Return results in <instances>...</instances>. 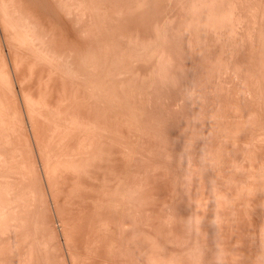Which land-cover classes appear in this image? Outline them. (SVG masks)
<instances>
[{
  "label": "rangeland",
  "instance_id": "rangeland-1",
  "mask_svg": "<svg viewBox=\"0 0 264 264\" xmlns=\"http://www.w3.org/2000/svg\"><path fill=\"white\" fill-rule=\"evenodd\" d=\"M198 1L0 0V264H264V0Z\"/></svg>",
  "mask_w": 264,
  "mask_h": 264
},
{
  "label": "bare ground",
  "instance_id": "bare-ground-1",
  "mask_svg": "<svg viewBox=\"0 0 264 264\" xmlns=\"http://www.w3.org/2000/svg\"><path fill=\"white\" fill-rule=\"evenodd\" d=\"M21 1H22V0H21ZM185 1H186V0H185ZM199 1H200V0H199ZM199 1H198V2H199ZM214 1H215V0H214ZM218 1L220 2V0H218ZM228 1H229V0H228ZM207 2H208V0H207ZM236 2H237V1H236ZM18 3H19V2H18ZM188 3H189V2H188ZM231 3H232V2H231ZM190 4H191V3H190ZM199 4H200V3H199ZM201 4H202V3H201ZM220 4H221V3H220ZM225 4H226V3H225ZM228 4H229V3H228ZM234 4H235V3H234ZM184 5H186V4H184ZM184 5H182V6H184ZM218 5H219V4H218ZM209 6H210V5H209ZM233 6H234V5H233ZM25 7H26V6H25ZM185 7H186V6H185ZM202 7H203V6H202ZM207 7H208V6H207ZM225 7H226V6H225ZM22 8H23V5H22ZM123 8H124V7H123ZM186 8H187V7H186ZM205 8H206V7H205ZM229 8H230V7H229ZM234 8H235V7H234ZM17 9H18V8H17ZM127 9H128V8H127ZM15 10H16V7H15ZM120 10H121V8H120ZM157 10H158V9H157ZM157 10H156V11H157ZM181 10H182V9H181ZM194 10H195V9H194ZM209 10H210V9H209ZM28 11H29V10H28ZM226 11H227V10H226ZM236 11H237V10H236ZM31 12H32V11H31ZM192 12H193V11H192ZM192 12H191V14H192ZM196 12H197V11H196ZM201 12H203V11L201 10ZM218 12H219V11H218ZM17 13H18V12H17ZM29 13H30V11H29ZM180 13H181V12H180ZM198 13H199V11H198ZM213 13H214V12H213ZM216 13H217V11H216ZM225 13H226V12H225ZM225 13H224V15H225ZM241 13H242V12H241ZM15 14H16V13H15ZM18 14H19V13H18ZM26 14H27V13H26ZM191 14H190V15H191ZM200 14H202V13H200ZM204 14H205V13H204ZM209 14H210V13H209ZM196 15L198 16V14H196ZM215 15H216V14H215ZM217 15H218V14H217ZM224 15H223V14L221 15V13H220V17H223ZM19 16H20V15H19ZM165 16H166V15H165ZM192 16H193V15H192ZM227 16H230V14L227 15ZM190 17H191V16H190ZM220 17H219V18H220ZM225 17H226V15H225ZM231 17H233V16L231 15ZM20 18H23V17L21 16ZM159 18H160V17H159ZM160 19H161V18H160ZM165 19H166V18H165ZM189 19H190V18H189ZM217 19H218V17H217ZM221 19H222V18H221ZM221 19H220V20H221ZM225 19H226V18H225ZM234 19H235V18H234ZM23 20H24V19H23ZM34 20L36 21V17H35ZM194 20H195V18H194ZM215 20H216V18H215ZM218 20H219V19H218ZM223 20H224V18H223ZM3 21H4V20H3ZM196 21H197V20H196ZM226 21H228V20H226ZM23 22H24V21H23ZM30 22H31V21H30ZM187 22H188V21H187ZM213 22H214V20H213ZM213 22H212V23H213ZM218 22H219V21H218ZM218 22H217V23L215 22V24H219V23H221V22H219V23H218ZM228 22H229V21H228ZM235 22H236V21H235ZM248 22H249V21H248ZM20 23H21V22H20ZM77 23H78V22H77ZM81 23H82V22H81ZM154 23H155V22H154ZM169 23H170V22H169ZM223 23H224V22H222V24H223ZM225 23H226V22H225ZM31 24H32V23H31ZM31 24H30L29 26H31ZM186 24H187V23H186ZM229 24H230V23H229ZM24 25H25V24H24ZM26 25H27V24H26ZM41 25H43V24H41ZM80 25H81V24H80ZM190 25H191V24H190ZM195 25H196V24H195ZM227 25H228V23H227ZM186 26H187V25H186ZM188 26H189V25H188ZM196 26H197V25H196ZM215 26H218V25H215ZM220 26H221V25H220ZM33 27H34V26H33ZM127 27H128V26H127ZM178 27H179V26H178ZM191 27H192V26H191ZM194 27H195V26H194ZM202 27H203V26H202ZM222 27H223V25H222ZM224 27H227V26H224ZM24 28H25V27H24ZM40 28H41V27H40ZM44 28H45V26H44ZM119 28H120V27H119ZM162 28H163V27H162ZM185 28H188V27H185ZM197 28H198V27H197ZM3 29H4V28H3ZM6 29H7V28H6ZM54 29H55V28L53 27V30H54ZM226 29H227V28H226ZM226 29H225V30H226ZM31 30H32V29H31ZM40 30H42V28H41ZM79 30H80V29H79ZM157 30H158V29H157ZM157 30H156V31H157ZM177 30H178V29H177ZM177 30H176V31H177ZM182 30H183V29H182ZM185 30L187 31V29H185ZM194 30H195V29H194ZM206 30H207V29H206ZM229 30H230V29H229ZM4 31H5V30H4ZM10 31H11V30H10ZM33 31H34V30H33ZM47 31H48V28H47ZM188 31H189V30H188ZM197 31H198V30H197ZM219 31H220V30H219ZM7 32H8V31H7ZM34 32H35V31H34ZM38 32H39V31H38ZM53 32H54V31H53ZM83 32H84V31H83ZM165 32H166V31H165ZM180 32H181V31H180ZM189 32H190V31H189ZM203 32H205V31H203ZM206 32H208V31H206ZM213 32H214V31H213ZM12 33H13V32H12ZM36 33H37V32H36ZM43 33H44V32H43ZM175 33H176V32H175ZM177 33H178V31H177ZM177 33H176V34H177ZM190 33H191V32H190ZM192 33H193V32H192ZM225 33H226V32H225ZM30 34H31V33H30ZM33 34H34V33H32V35H33ZM125 34H127V33H125ZM157 34H158V33H157ZM172 34H174V33L172 32ZM180 34H181V33H180ZM182 34H184L183 31H182ZM188 34H189V33H188ZM226 34H227V33H226ZM229 34H230V33H229ZM236 34H237V33H236ZM42 35H43V34H42ZM53 35H54V34H53ZM155 35H156V34H155ZM178 35H179V33H178ZM189 35H190V34H189ZM191 35H192V34H191ZM227 35H228V34H227ZM227 35H226V37H227ZM230 35H231V34H230ZM232 35H233V34H232ZM240 35H241V34H240ZM162 36H163V35H162ZM171 36H173V35H171ZM176 36H177V35H176ZM192 36H193V35H192ZM28 37H29V36H28ZM39 37H41V36H39ZM43 37H44V36H43ZM57 37H58V36H57ZM151 37H152V36H151ZM180 37H181V36H180ZM236 37H237V36H236ZM34 38H36V36H35ZM37 38H38V37H37ZM53 38H55V37H53ZM137 38H138V37H137ZM147 38H148V37H147ZM201 38H202V37H201ZM25 39H26V38H25ZM56 39H57V38H56ZM143 39H144V38H143ZM163 39H164V38H163ZM174 39H175V38H174ZM187 39H188V38H187ZM191 39H192V38H191ZM206 39H207V38H206ZM51 40H52V39H51ZM62 40H63V39H62ZM121 40H122V39H121ZM138 40H139V39H138ZM189 40H190V39H189ZM38 41H39V40H38ZM52 41H53V40H52ZM56 41L58 42V40H56ZM56 41H55V42H56ZM182 41H183V40H182ZM190 41H192V40H190ZM10 42H11V41H10ZM53 42H54V41H53ZM62 42L64 43V41H62ZM62 42H61V43H62ZM71 42H73V41H71ZM144 42H146V41H144ZM193 42H194V41H193ZM235 42H236V41H234V43H235ZM28 43H29V42H28ZM34 43H35V42H34ZM40 43H41V42H40ZM66 43H68V42H66ZM132 43H133V42H132ZM180 43H181V42H180ZM189 43H190V42H189ZM13 44H14V43H13ZM52 44H53V43H52ZM181 44H182V43H181ZM8 45H9V43H8ZM66 45H67V44H66ZM191 45H192V44H191ZM191 45H190V47H191ZM40 46H41V45H40ZM193 46H194V45H193ZM235 46H236V44H235ZM14 47H15V46H14ZM52 47H53V46H52ZM72 47H73V46H72ZM48 48H49V47H48ZM66 48H67V47H66ZM76 48H77V47H76ZM201 48H202V47H201ZM15 49H16V48H15ZM18 49H19V48H18ZM71 49H72V48H71ZM130 49H131V48H130ZM55 50H56V49H54L53 52H54ZM142 50H143V49H142ZM183 50H184V49H183ZM189 50H190V49H189ZM48 51H49V49H47V52H48ZM74 51H75V50H74ZM162 51H163V50H162ZM177 51H179V50H177ZM194 51H195V49H194ZM16 52H17V51H16ZM45 52H46V50H45ZM55 54H56V53H55ZM52 55H53V54H52ZM60 55H61V54H60ZM69 55H70V54H69ZM188 55H189V54H188ZM77 56H78V55H77ZM184 56H185V55H184ZM227 56H228V55H227ZM16 57H17V56H16ZM47 57H48V56H47ZM57 57H58V56H57ZM68 57H69V56H68ZM136 57H137V56H136ZM59 58H60V57H59ZM61 58H62V56H61ZM140 58H141V57H140ZM169 58H170V57H169ZM56 59H57V58H56ZM56 59H55V60H56ZM67 59H69V58H67ZM221 60H222V59H221ZM1 61H2V60H1ZM28 61H29V60H28ZM66 61H67V60H66ZM66 61H64V63H65ZM195 61H196V60H195ZM54 62L56 63V61H54ZM69 62H70V61H69ZM164 62H165V61H164ZM219 62H220V61H219ZM1 63H2V62H1ZM14 63H15V62H14ZM19 63H20V62H19ZM45 63H46V62H45ZM104 63H105V62H104ZM34 64H35V63H34ZM56 64H57V63H56ZM70 64H71V63H70ZM70 64H69V65H70ZM176 64H177V63H176ZM185 64H186V63H185ZM0 65H1V64H0ZM15 65H17V64H15ZM95 65H96V64H95ZM99 65H100V64H99ZM13 66H14V65H13ZM25 66H26V65H25ZM107 66H108V65H107ZM3 67H4V66H3ZM3 67H2V68H3ZM221 67H222V66H221ZM23 68H24V67H23ZM62 68H63V67H62ZM66 68H67V67H66ZM189 68H190V67H189ZM217 68H218V67H217ZM224 68H225V67H224ZM14 69H15V68H14ZM55 69H56V68H55ZM88 69H89V67H88ZM40 70H41V69H40ZM73 70H74V69H73ZM91 70H92V69H91ZM0 71H1V70H0ZM57 71H58V70H57ZM64 71H65V70H64ZM66 71H67V69H66ZM66 71H65V74H66ZM68 71H69V70H68ZM68 71H67V72H68ZM78 71H79V70H78ZM224 71H225V70H224ZM49 72H50V71H49ZM70 72H71V71H70ZM73 72H74V71H73ZM75 72H76V71H75ZM169 72H170V71H169ZM47 73H48V72H47ZM79 73H80V72H79ZM56 74H58V73H56ZM68 74H69V73H68ZM68 74H67V75H68ZM77 74H78V73H77ZM77 74H76V75H77ZM80 74H81V73H80ZM8 75H9V74H8ZM61 75H62V74H61ZM74 76H75V75H74ZM67 77H68V76H67ZM79 77H80V76H79ZM137 77H138V76H137ZM9 78H10V77H9ZM76 78H77V77H76ZM82 78H83V77H82ZM102 78H103V77H102ZM77 79H78V78H77ZM69 80H70V79H69ZM75 81H76V80H75ZM61 82H62V80H61ZM70 82H71V81H70ZM80 82H81V81H80ZM86 82H88V81L86 80ZM59 83H60V82H59ZM128 83H129V82H128ZM20 84H21V83H20ZM38 84H39V83H38ZM45 84H46V83H45ZM78 84H79V83H78ZM80 84H81V83H80ZM83 84H84V82H83ZM183 84H184V83H183ZM4 85H5V84H4ZM39 85H40V84H39ZM56 85H58V84H56ZM61 85H62V83H61ZM63 85H64V84H63ZM70 85H71V84H70ZM35 86H36V85H35ZM40 86H41V85H40ZM84 86H85V85H84ZM100 86H101V85H100ZM120 86H121V85H120ZM7 87H8V86H7ZM66 87H67V86H66ZM66 87H65V88H66ZM88 87H89V86H88ZM105 87H106V86H105ZM122 87H123V86H122ZM72 88H73V87H72ZM221 88H222V87H221ZM6 89H7V88H6ZM23 89H24V88H23ZM79 89H80V88H79ZM110 89H111V88H110ZM118 89H119V88H118ZM43 90H44V88H43ZM107 90H108V89H107ZM112 90H113V89H112ZM40 91H41V90H40ZM70 91H72V90H70ZM86 91H87V90H86ZM182 91H183V90H182ZM0 92H1V91H0ZM28 92H29V91H28ZM31 92H32V91H31ZM31 92H30V93H31ZM49 92H50V90H49ZM2 93H3V92H2ZM11 93H12V92H11ZM22 93H23V92H22ZM72 93H73V92H72ZM89 93H90V92H89ZM12 94H13V93H12ZM12 94H11V95H12ZM31 94H33V93H31ZM33 95H34V94H33ZM73 95H75V94H73ZM31 96H32V95H31ZM37 96H38V95H37ZM5 97H6V96H5ZM25 97H26V96H25ZM97 97H98V96H97ZM57 98H58V97H57ZM62 98H63V97H62ZM73 98H74V97H73ZM73 98H72V99H73ZM99 98H100V97H99ZM33 99H34V98H33ZM54 99H55V98H54ZM63 99H64V98H63ZM97 99H98V98H97ZM9 100H10V99H9ZM14 100H15V99H14ZM24 100H25V98H24ZM67 100H68V99H67ZM69 100H70V99H69ZM88 100H89V98H88ZM98 100H99V99H98ZM76 101H78V100H76ZM76 101H74V102H76ZM85 101H86V100H85ZM89 101H90V100H89ZM105 101H106V100H105ZM7 102H8V100H7ZM29 102H30V101H29ZM68 102H69V101H68ZM74 102H73V103H74ZM35 103H36V102H35ZM63 103H64V102H63ZM77 103H78V102H77ZM91 103H92V102H91ZM64 104H67V102L64 103ZM68 104H69V103H68ZM68 104H67V105H68ZM74 104H75V103H74ZM1 105H2V104H1ZM3 105H4V103H3ZM67 105H66V106H67ZM69 105H70V104H69ZM79 105H80V104H79ZM48 106H49V105H48ZM58 106H59V105H58ZM63 106H64V105H63ZM50 107H51V106H50ZM54 107H55V106H54ZM61 107H62V106H61ZM70 107H71V106H70ZM70 107H69V108H70ZM90 107H91V106H90ZM51 108H52V107H51ZM63 108H64V107H63ZM74 108H75V107H74ZM39 109H40V108H39ZM56 109H57V108H56ZM59 109H60V108H59ZM66 109H67V108H66ZM72 109H73V108H72ZM79 109H80V108H79ZM86 109H87V108H86ZM86 109H85V110H86ZM11 110H12V109H11ZM32 110H33V109H32ZM67 110H68V109H67ZM70 110H71V109H70ZM74 110H75V109H74ZM77 110H78V109H77ZM81 110H82V109H81ZM90 110H92V109H90ZM90 110H88V112H87V111H86V112L89 113ZM13 111H14V110H13ZM75 111H76V110H75ZM79 111H80V110H79ZM82 111H83V110H82ZM82 111H81V112H82ZM98 111H99V110H98ZM5 112H6V109H5ZM8 112H9V111H8ZM11 112H12V111H11ZM28 112H29V111H28ZM36 112H37V111H36ZM64 112H65V110H64ZM64 112H63V113H64ZM77 112H78V111H77ZM84 112H85V111H84ZM84 112H83V113H84ZM86 112H85V114H86V116H87V113H86ZM34 113H35V112H34ZM60 113H61V109H60ZM72 113H73V112H72ZM75 113H76V112H75ZM7 114H8V113H7ZM17 114H18V113H17ZM85 114H84V115H85ZM90 114H92L91 111H90ZM90 114H89V115H90ZM9 115H10V114H9ZM52 115H53V114H52ZM55 115H56V114H55ZM57 115H58V114H57ZM64 115H65V113H64ZM67 115H68V114H67ZM67 115H66V117H67ZM69 115H70V112H69ZM69 115H68V116H69ZM75 115H76V114H75ZM77 115H78V114H77ZM80 115H81V114H80ZM101 115H102V114H101ZM2 116H3V115H2ZM30 117H31V116H30ZM52 117H53V116H52ZM79 117H80V116H78V118H79ZM82 117H83V115H82ZM101 117H102V116H101ZM103 117H104V116H103ZM1 118H2V117H1ZM5 118H6V117H5ZM36 118H37V117H36ZM70 118H71V117H70ZM107 118H108V117H107ZM6 120H7V119H6ZM64 120H65V119H64ZM69 120H70V119H69ZM90 120H91V119H90ZM52 121H53V120H52ZM59 121H60V120H59ZM2 122H3V121H2ZM7 122H8V121H7ZM61 122H62V121H61ZM5 123H6V121H5ZM63 123H64V122H63ZM72 123H74V122H72ZM77 123H78V122H77ZM82 123H83V122H82ZM93 123H94V122H93ZM102 123H103V122H102ZM57 124H59V123H57ZM69 124H70V123H69ZM74 124H75V123H74ZM80 124H81V123H80ZM100 124H101V123H100ZM0 125H1V124H0ZM8 125L10 126V124H8ZM8 125H7V126H8ZM53 125H54V124H53ZM64 125H65V124H64ZM76 125H78V124H75V126H74L75 128L77 127ZM87 125H88V124H87ZM5 126H6V125H5ZM55 126H56V125H55ZM66 126H67V125H66ZM82 126H83V125H82ZM84 126H85V125H84ZM93 126H94V125H93ZM102 126H103V125H102ZM61 127H63V126H61ZM88 127H89V126H88ZM95 127L97 128V126H95ZM0 128H1V127H0ZM57 128H58V127H57ZM75 128H74V129H75ZM12 129H13V128H12ZM68 129H69V128H68ZM77 129H78V128H77ZM94 129H95V128H94ZM105 129H106V128H105ZM7 130H8V129H7ZM55 130H56V128H55ZM58 130H59V129H58ZM70 130H71V128H70ZM70 130H69V131H70ZM78 130H81V128H79ZM78 130H77V131H78ZM87 130H89V129H87ZM17 131H19V130H17ZM62 131H63V130H62ZM71 131H73V129H72ZM82 131H83V130H82ZM97 131H98V130H97ZM101 131L103 132V130H101ZM14 132H15V131H14ZM87 132H88V131H87ZM108 132H109V131H108ZM74 133H75V132H74ZM79 133H80V131H79ZM84 133H86V131H85ZM84 133H83V136H84ZM97 133H98V132H97ZM20 134H21V133H20ZM47 134H48V133H47ZM51 134H53V133L51 132ZM51 134H50V135H51ZM77 134H78V133H77ZM11 135H12V134H11ZM66 135H67V134H66ZM72 135H73V134H72ZM78 135H79V134H78ZM81 135H82V134H81ZM87 135H88V133H87ZM90 135H91V134H90ZM1 136H2V135H1ZM1 136H0V137H1ZM16 136H17V135H16ZM47 136H48V135H47ZM88 136H89V135H88ZM93 136H94V134H93ZM95 136H96V135H95ZM97 136H99V135H97ZM102 136H103V135H102ZM68 137H70V136H68ZM73 137H74V136H72V139H73ZM80 137H81V136H80ZM86 137H87V136H86ZM90 137H91V136H90ZM90 137H89V138H90ZM104 137H105V136H104ZM114 137H115V136H114ZM48 138H49V137H48ZM63 138H64V137H62V140H63ZM74 138H75V137H74ZM76 138H78V137H76ZM59 139H60V138H59ZM69 139H70V138H68L67 140H69ZM101 139H102V138H101ZM104 139H105V138H104ZM56 140H58V139H56ZM62 140H61V142H63ZM76 140H77V139H76ZM81 140H83V138H82ZM88 140H89V139H88ZM98 140H99V138H98ZM79 141H80V139H79ZM92 141H93V139H92ZM117 141H118V140H117ZM64 142H65V141H64ZM67 142H68V141H67ZM71 142H72V141H71ZM110 142H111V141H110ZM220 142H221V141H220ZM52 143H53V142H52ZM58 143H59V140H58ZM77 143H79V142H77ZM82 143H83V142H82ZM82 143H81V144H82ZM85 143H86V142H85ZM88 143H89V141H88ZM216 143H217V142H216ZM0 144H2V142H1ZM21 144H22V143H21ZM69 144H70V143H69ZM73 144H74V143H73ZM73 144H72V145H73ZM93 144H94V143H93ZM108 144H109V143H108ZM7 145H8V144H7ZM16 145H18V144H16ZM42 145H43V144H42ZM57 145H58V144H57ZM70 145H71V144H70ZM72 145H71V146H72ZM89 145H90V144H89ZM96 145H97V144H96ZM1 146H2V145H0V147H1ZM82 146H83V145H82ZM2 147H3V146H2ZM85 147H86V146H85ZM56 148H57V147H56ZM2 149H3V148H2ZM2 149H1V150H2ZM42 149H43V148H42ZM84 149H85V148H84ZM95 149H96V147H95ZM4 150H5V148H4ZM59 150H60V149H59ZM5 151H6V150H5ZM5 151H1V152H5ZM43 151H44V150H43ZM60 151H61V150H60ZM1 152H0V153H1ZM82 152L85 153L84 151H82ZM86 152H87V151H86ZM5 153H6V152H5ZM9 153H10V151L8 152V154H9ZM91 153H92V152H91ZM8 154H7V155H8ZM50 154H51V153H50ZM55 154H56V153H55ZM70 154H71V153H70ZM85 154H86V153H85ZM56 155H57V154H56ZM67 155H68V154H67ZM1 156H2V155H1ZM3 156H4V155H3ZM48 156H49V155H48ZM54 156H55V155H54ZM54 156H53V157H54ZM61 156H63V155H61ZM64 156H65V155H64ZM8 157H9V156H8ZM8 157H7V158H8ZM55 157H56V156H55ZM2 158H3V157H2ZM2 158H0V159H2ZM9 158H10V157H9ZM57 159H58V158H57ZM70 159H71V158H70ZM7 160H9V159H7ZM12 160H13V159H12ZM12 160H11V161H12ZM25 160H26V159H25ZM9 161H10V160H9ZM11 161H10V163H11ZM20 161H21V160H20ZM4 162H5V161H4ZM6 163H7V162H6ZM56 165H57V164H56ZM67 165H68V164H67ZM8 166H9V165L7 164V167H8ZM10 166H11V165H10ZM10 166H9V167H10ZM22 166H23V165H22ZM12 167H13V166H12ZM12 167H11V168H12ZM57 167H58V166H57ZM0 168H1V167H0ZM11 168H10V170H11ZM22 169H23V168H22ZM54 169H55V168H54ZM120 169H121V168H120ZM12 170H13V169H12ZM15 170H16V169H15ZM56 170H57V169H56ZM59 170H60V168H59ZM3 171H4V170H3ZM5 171H6V170H5ZM5 171H4V173H7V174L9 173V172H5ZM7 171H8V170H7ZM47 171H48V170H47ZM1 172H2V169H1ZM12 172H13V171H12ZM14 172H15V171H14ZM14 172H13V174H15ZM16 172H17V171H16ZM4 173H2V176L6 175V174H4ZM0 174H1V173H0ZM3 174H4V175H3ZM130 174H131V173H130ZM9 175H10V173H9ZM18 175H19V174H18ZM18 175H15L14 178H16V176H18ZM0 176H1V175H0ZM11 176H13V175H11ZM26 176H27V175H26ZM29 176H30V175H29ZM19 177L21 178L20 175H19ZM23 177H24V176H23ZM63 177H64V176H63ZM3 178H4V177H3ZM6 178H7V177H6ZM12 178H13V177H12ZM12 178H11V179H12ZM17 178H18V177H17ZM25 178L27 179L28 177H25ZM1 179H2V178H1ZM8 179H9V178H8ZM29 179H30V178H29ZM4 180H5V179H4ZM131 180H132V179H131ZM5 181H6V180H5ZM5 181H3V182L5 183ZM27 181H28V180H27ZM30 181H31V180H30ZM0 182H1V181H0ZM6 182H7V181H6ZM8 182H9V181H8ZM8 182H7V183H8ZM28 183H29V182H28ZM13 184H14V183H13ZM5 185H6V184H5ZM7 185H8V184H7ZM17 185H18V184H17ZM27 185H28V184H27ZM0 186H1V185H0ZM2 186H3V184H2ZM10 186H11V184H10ZM10 186H9V187H10ZM13 186H14V185H13ZM13 186H12V187H13ZM21 186H22V185H21ZM29 186H30V185H29ZM29 186H28V187H29ZM3 187H5V186H3ZM6 187H7V186H6ZM14 187H15V186H14ZM14 187H13V188H14ZM85 187H86V186H85ZM128 187H129V186H128ZM10 188H11V187H10ZM11 189H12V188H11ZM14 189H15V188H14ZM33 189H34V188H33ZM19 190H20V189H19ZM22 190H23V189H22ZM132 190H134V189H132ZM26 191H27V188H25V192H26ZM31 191H32V190H31ZM18 192H19V191H18ZM20 192H21V191H20ZM76 192H77V191H76ZM107 192H108V191H107ZM132 192H134V191H132ZM30 193L32 194V192H30ZM30 193H29V191H28V194H30ZM33 193H35V192H33ZM134 193H135V192H134ZM31 194H30L29 196H31ZM88 194H89V193H88ZM26 195H27V193H26ZM32 195H33V194H32ZM34 195H35V194H34ZM37 195H38V194H37ZM94 197H97V196H94ZM2 198H3V195L0 194V199H2ZM30 198L32 199V197H30ZM23 199H24V197H23ZM135 200H136V199H135ZM1 201H2V200H1ZM1 201H0V202H1ZM58 201H59V200H58ZM73 201H74V200H73ZM127 201H129V200H127ZM133 201H134V200H133ZM6 202H7V200H6V201L4 200V203H5V204H6ZM9 202H10V201H9ZM30 202H31V201H30ZM4 203L1 202L0 205H2V204L4 205ZM11 203H13V202H11ZM23 203H24V202H23ZM137 204H138V202H137ZM3 205L1 206V208L3 207ZM9 205H10V204H9ZM15 205H16V204H15ZM95 205H97V204H95ZM95 205H94V206H95ZM134 205H135V204H134ZM21 206L23 207V205H21ZM40 206H41V205H40ZM94 206H93V207H94ZM138 206H139V205H138ZM138 206H137V207H138ZM25 207H26V206H25ZM1 208H0V210H1ZM135 208H136V207H135ZM13 209H14V208H13ZM16 209H18V207H17ZM10 210H11V209H10ZM22 210H23V209H22ZM37 210H38V209H37ZM83 210H84V209H83ZM89 210H90V209H89ZM133 210H134V208H133ZM1 211H2V210H1ZM8 211H9V210H8ZM11 211H12V210H11ZM95 211H96V210H95ZM95 211H94V212H95ZM90 212H91V211H90ZM94 212H93V213H94ZM135 212H136V211H135ZM13 213H14V212H13ZM28 213H29V212H28ZM84 213H85V212H84ZM0 214H1V212H0ZM14 214H15V213H14ZM14 214H13V215H14ZM18 214H19V212H18ZM89 214H90V213H88V215H89ZM3 215H4V214H3ZM3 215H2V216L0 215L1 218L3 217ZM10 215H11V213H10ZM95 215H96V212H95ZM98 215H99V214H98ZM77 216H78V215H77ZM85 216H86V215H85ZM96 216H97V215H96ZM96 216H95V217H96ZM136 216H137V215H136ZM180 216H181V215H180ZM4 217H5V216H4ZM4 217H3V218H4ZM20 217H21V216H20ZM20 217H19V218H20ZM35 217H36V216H35ZM83 217H84V216H83ZM88 217H89V216H88ZM5 218H6V217H5ZM5 218L3 219V220H4L3 223L6 222V221H5L6 219H7V220L9 219V218H6V219H5ZM89 218H90V217H89ZM89 218H88V219H89ZM92 218H93V217H92ZM138 218H139V217H138ZM10 219H11V218H10ZM17 219H18V218H17ZM85 219H86V218H85ZM18 220H19V219H18ZM22 220H23V219H22ZM90 220L92 221V219H90ZM105 220H106V218H105ZM139 220H140V219H139ZM139 220H138V221H139ZM178 220H179V219H178ZM14 221H15V220H14ZM87 221H88L87 223H89V220H87ZM99 221H100V220H99ZM106 221H107V220H106ZM1 222H2V219L0 220V223H1ZM35 222L37 223V221H35ZM76 222H77V221H76ZM83 222H84V221H83ZM92 222H93V221H92ZM101 222H102V221H101ZM109 222H110V221H109ZM8 223L10 224V220H9L8 222H6L5 224H8ZM67 223H68V222H67ZM104 223H105V222H104ZM9 224H8V225H9ZM81 224H82V223H81ZM91 224H92V223H91ZM96 224H97V223H95V225H96ZM8 225H4V224L2 225V223L0 224L1 227L3 226V227H7V228H8ZM77 225H78V224H77ZM93 225H94V224H93ZM177 225H178V224H177ZM118 226H119V225H118ZM13 227H15V226H13ZM85 227H86V226H85ZM88 227H89V226H88ZM91 227H92V226H91ZM69 228H70V227H69ZM102 228H103V227H102ZM0 229H3V228H0ZM8 229H9V228H8ZM9 230H10V229H9ZM88 230H89V229H88ZM90 230H91V229H90ZM93 230H94V229H93ZM95 230H96V229H95ZM95 230H94V231H95ZM14 232H15V231H14ZM30 232H31V231H30ZM30 232H29V233H30ZM90 232H91V231H90ZM33 233H34V232H33ZM68 234H69V233H68ZM86 234H88V233H86ZM104 234H105V233H104ZM104 234H103V236H104ZM17 235H18V234H17ZM69 235H71V234H69ZM69 235H68V236H69ZM20 236H21V235H20ZM87 236H89V235H87ZM72 237H73V236H72ZM85 237H86V236H85ZM1 238H2V237H1ZM11 238H12V237H11ZM17 238H18V237H17ZM22 238H23V237H22ZM22 238H21V239H22ZM86 238H87V237H86ZM91 238H92V237H91ZM100 238H101V237H100ZM4 239H5V238H4ZM13 239H15V237H14ZM18 239H19V238H18ZM83 239H84V238H83ZM89 239H90V238H89ZM6 240H7V238H6ZM10 240H11V239H10ZM10 240H9V242H10ZM15 240H16V239H15ZM15 240H14V241L12 240L13 243L15 242ZM101 240H102V239H101ZM146 240H147V239H146ZM151 240H152V239H151ZM1 241H3V239H2ZM4 241H5V240H4ZM17 241H18V240H17ZM19 241H20V240H19ZM80 241H81V240H80ZM126 241H127V240H126ZM5 242H6V241H5ZM1 243H2V242H1ZM1 243H0V245H1ZM3 243H4V242H3ZM16 243H17V245H18V242H16ZM8 244L10 245L11 242L8 243ZM8 244H7V245H8ZM19 244H20V243H19ZM158 244H159V243H158ZM11 245H12V244H11ZM100 245H101V244H100ZM13 246H14V245H13ZM13 246H12V247H13ZM25 246H26V245H25ZM25 246H24V247H25ZM39 246H40V245H39ZM39 246H38V247H39ZM145 246H146V245H145ZM145 246H144V247H145ZM7 247H8V246H7ZM7 247H6V248H7ZM28 247H29V245L27 246V249H28ZM103 247H104V246H103ZM146 247H147V246H146ZM162 247H163V246H162ZM22 248H23V247H21L19 250H21ZM110 248H111V247H110ZM150 248H151V247H148L147 250H151ZM152 248H153V247H152ZM1 249H2V248H1ZM14 249H15V248H14ZM14 249H12V250H14ZM29 249H30V248H29ZM73 249H74V248H73ZM172 249H173V248H172ZM24 250H26V249H24ZM24 250H23V251H24ZM144 250H145V249H144ZM147 250H146V251H147ZM170 250H171V249H169V251H170ZM39 251H40V250H39ZM155 251H156V250H155ZM20 252H21V251H20ZM147 252H148V251H147ZM147 252H145V253H147ZM162 252H163V251H162ZM172 252H175V251L173 250ZM5 253H6V252H5ZM5 253L3 254L4 256H5ZM23 253H24V252H23ZM25 253L27 254L28 251L25 252ZM31 253H33V252H31ZM135 253H136V252H135ZM145 253H144V254H145ZM155 253H156V252H155ZM164 253H165V252H164ZM169 253H170V252H169ZM15 254H16V253H15ZM19 254H20V253H19ZM21 254H22V253H21ZM11 255H12V254H11ZM164 255H165V254H164ZM168 255H169V254H168ZM168 255H167V256H168ZM178 255H179V254H178ZM0 256H1V255H0ZM4 256H2V258H3ZM6 256H7V253H6ZM19 256H20V255H19ZM25 256H26V255H25ZM25 256H24V258H25ZM27 256H28V254H27ZM31 256H32V255H31ZM116 256H117V255H116ZM151 256H152V255H151ZM167 256H165V257H167ZM173 256H174V255H173ZM180 256H181V255H180ZM110 257H111V256H110ZM142 257H143V256H142ZM145 257H146V256H145ZM154 257H156V256H154ZM154 257H152V258H153V259H152L153 261H151V264H152V262H154V260H155ZM6 258H7V257H6ZM22 258H23V257H22ZM44 258H45V257H44ZM60 258H61V257H60ZM98 258H99V257H98ZM104 258H105V257H104ZM148 258H149V257H148ZM169 258H170V257H169ZM3 259H4V258H3ZM101 259H102V258H101ZM145 259H146V258H145ZM145 259H144V261H145ZM166 259H168V258H166ZM25 260H26V259H25ZM29 260H30V259H29ZM106 260H107V259H106ZM109 260H110V259H109ZM120 260H121V259H120ZM148 260H149V259H148ZM150 260H151V258H150ZM164 260H165V259H164ZM179 260H180V259H179ZM46 261H47V260H46ZM135 261H136V260H135ZM135 261H133V262H135ZM156 261H159L158 264H161V263H162V262L160 263V259L158 260V257L156 258ZM161 261H162V260H161ZM166 261H167V260H166ZM169 261H170V260H168V262H165V261H163V262H164L165 264H169V263L171 262V261H170V262H169ZM177 261H178V260H177ZM177 261H176V262H177ZM183 261H184V260H183ZM30 262H31V261H30ZM145 262H146V261H145ZM176 262H175V263H176ZM179 262H180V261H179ZM18 263H19V262H18ZM26 263H27V262H26ZM32 263H33V262H32ZM103 263H106V264H107L106 261L103 262ZM110 263H111V261H110ZM113 263H114V262H113ZM149 263H150V261H147L146 264H149ZM154 263H156V262H154ZM154 263H153V264H154ZM164 263H163V264H164ZM175 263H173V264H175ZM23 264H24V263H23ZM36 264H37V263H36ZM45 264H46V262H45ZM135 264H136V263H135ZM140 264H143V263L141 262ZM176 264H177V263H176ZM187 264H188V263H187Z\"/></svg>",
  "mask_w": 264,
  "mask_h": 264
}]
</instances>
